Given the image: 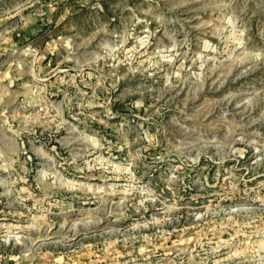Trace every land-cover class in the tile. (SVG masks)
Returning a JSON list of instances; mask_svg holds the SVG:
<instances>
[{
  "label": "rangeland",
  "instance_id": "rangeland-1",
  "mask_svg": "<svg viewBox=\"0 0 264 264\" xmlns=\"http://www.w3.org/2000/svg\"><path fill=\"white\" fill-rule=\"evenodd\" d=\"M0 264H264V0H0Z\"/></svg>",
  "mask_w": 264,
  "mask_h": 264
}]
</instances>
